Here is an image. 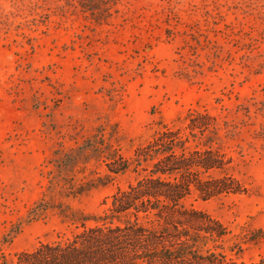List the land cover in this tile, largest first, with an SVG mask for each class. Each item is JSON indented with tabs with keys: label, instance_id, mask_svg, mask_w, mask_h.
<instances>
[{
	"label": "rangeland",
	"instance_id": "rangeland-1",
	"mask_svg": "<svg viewBox=\"0 0 264 264\" xmlns=\"http://www.w3.org/2000/svg\"><path fill=\"white\" fill-rule=\"evenodd\" d=\"M193 112L217 119L229 161L210 176H232L242 191L208 200L194 191L185 203L237 242L264 228V0H0V246L10 260L75 230L54 211L28 221L55 172L83 181L108 172L91 155L60 173L59 156L103 133L131 158ZM137 178L61 199L101 213ZM228 255L258 262L264 242Z\"/></svg>",
	"mask_w": 264,
	"mask_h": 264
},
{
	"label": "trees",
	"instance_id": "trees-1",
	"mask_svg": "<svg viewBox=\"0 0 264 264\" xmlns=\"http://www.w3.org/2000/svg\"><path fill=\"white\" fill-rule=\"evenodd\" d=\"M183 120L178 128L165 125L156 130L131 158L103 133L59 156L55 163L60 173L66 168L73 172L82 158L91 160V155L102 160L108 172L84 181L55 172L46 194L29 210L28 221L54 211L75 230L71 236L16 254L13 262L0 246V264H264V258L245 262L228 255L243 251L244 243L264 242V228L245 230L237 242L229 243L231 232L222 221L186 205L194 191L208 200L240 192L242 186L232 176H210L229 162L217 147L221 140L217 119L193 112ZM130 171L138 178L127 188H118L101 213L86 214L61 199L77 198ZM18 229L5 242H12Z\"/></svg>",
	"mask_w": 264,
	"mask_h": 264
}]
</instances>
